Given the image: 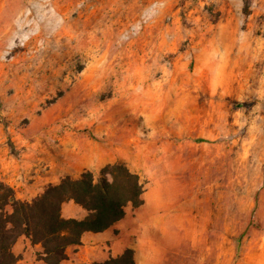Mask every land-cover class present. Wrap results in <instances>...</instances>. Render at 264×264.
Here are the masks:
<instances>
[{
  "label": "rangeland",
  "instance_id": "1",
  "mask_svg": "<svg viewBox=\"0 0 264 264\" xmlns=\"http://www.w3.org/2000/svg\"><path fill=\"white\" fill-rule=\"evenodd\" d=\"M0 102L16 195L117 162L145 182L62 264H264V0H0Z\"/></svg>",
  "mask_w": 264,
  "mask_h": 264
},
{
  "label": "trees",
  "instance_id": "2",
  "mask_svg": "<svg viewBox=\"0 0 264 264\" xmlns=\"http://www.w3.org/2000/svg\"><path fill=\"white\" fill-rule=\"evenodd\" d=\"M145 191L141 176L119 162L105 166L98 175L90 170L79 177L65 175L31 200L18 198L14 187L0 180V264H18L13 247L23 236L41 245L38 256L45 264H62L69 259L70 247L82 245L86 232H104L125 218L128 207L142 206ZM70 201L85 215L63 216V205ZM90 264H135V251L127 248Z\"/></svg>",
  "mask_w": 264,
  "mask_h": 264
},
{
  "label": "crops",
  "instance_id": "3",
  "mask_svg": "<svg viewBox=\"0 0 264 264\" xmlns=\"http://www.w3.org/2000/svg\"><path fill=\"white\" fill-rule=\"evenodd\" d=\"M17 196H18L19 198H21V199H26L25 197H23L24 195H17ZM26 200H27V199H26ZM106 231H107V230H106ZM106 231H104V232H106ZM104 232H98V233H95V232H86V233L83 235L82 242H84L86 236H88L89 234H103ZM26 244H27L29 247H31V248L36 247V248L40 249L39 251H41V249H42V247H41L40 244L33 245V244L31 243V241H30L27 237L23 236V237H21V238L16 242V244L14 245V247H13V251H14V253L18 256V255L20 254V252H21V251L23 252V250H24V249L21 250L22 245L25 246ZM72 247H73V246H72ZM21 262H22V260H19L18 264H21ZM43 264H45V263L43 262Z\"/></svg>",
  "mask_w": 264,
  "mask_h": 264
}]
</instances>
